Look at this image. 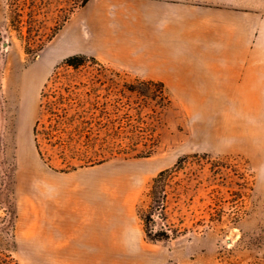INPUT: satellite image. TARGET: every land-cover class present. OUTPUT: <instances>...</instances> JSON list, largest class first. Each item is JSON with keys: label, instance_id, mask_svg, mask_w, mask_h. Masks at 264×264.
<instances>
[{"label": "rangeland", "instance_id": "obj_1", "mask_svg": "<svg viewBox=\"0 0 264 264\" xmlns=\"http://www.w3.org/2000/svg\"><path fill=\"white\" fill-rule=\"evenodd\" d=\"M106 1L0 0V264H264V104L127 64Z\"/></svg>", "mask_w": 264, "mask_h": 264}, {"label": "crops", "instance_id": "obj_2", "mask_svg": "<svg viewBox=\"0 0 264 264\" xmlns=\"http://www.w3.org/2000/svg\"><path fill=\"white\" fill-rule=\"evenodd\" d=\"M106 2L127 64L140 62L148 77L195 90L197 97L264 104V0Z\"/></svg>", "mask_w": 264, "mask_h": 264}, {"label": "trees", "instance_id": "obj_3", "mask_svg": "<svg viewBox=\"0 0 264 264\" xmlns=\"http://www.w3.org/2000/svg\"><path fill=\"white\" fill-rule=\"evenodd\" d=\"M89 0H82V4L87 3ZM89 56H87L86 54H72L69 55L68 57H66L63 60V64L65 65H69V66H74L77 67L81 64H83ZM163 83V82H162ZM163 181H164V172L161 171L155 178H154V184H153V189L157 190V188L159 187H164L163 185ZM164 198H162L161 201H163ZM162 206L164 205V202H161Z\"/></svg>", "mask_w": 264, "mask_h": 264}, {"label": "bare ground", "instance_id": "obj_4", "mask_svg": "<svg viewBox=\"0 0 264 264\" xmlns=\"http://www.w3.org/2000/svg\"><path fill=\"white\" fill-rule=\"evenodd\" d=\"M24 135H27V132H24Z\"/></svg>", "mask_w": 264, "mask_h": 264}]
</instances>
